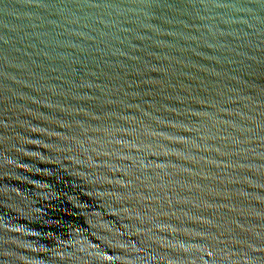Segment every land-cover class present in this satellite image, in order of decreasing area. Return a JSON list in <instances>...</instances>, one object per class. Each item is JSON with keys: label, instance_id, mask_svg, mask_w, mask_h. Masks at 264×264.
Here are the masks:
<instances>
[{"label": "water", "instance_id": "1", "mask_svg": "<svg viewBox=\"0 0 264 264\" xmlns=\"http://www.w3.org/2000/svg\"><path fill=\"white\" fill-rule=\"evenodd\" d=\"M0 264H264V0H0Z\"/></svg>", "mask_w": 264, "mask_h": 264}]
</instances>
